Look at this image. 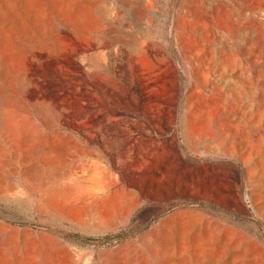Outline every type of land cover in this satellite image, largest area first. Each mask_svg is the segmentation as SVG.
I'll list each match as a JSON object with an SVG mask.
<instances>
[{
	"label": "rangeland",
	"instance_id": "374dc122",
	"mask_svg": "<svg viewBox=\"0 0 264 264\" xmlns=\"http://www.w3.org/2000/svg\"><path fill=\"white\" fill-rule=\"evenodd\" d=\"M10 181L0 264H145L179 213L264 264V0H0Z\"/></svg>",
	"mask_w": 264,
	"mask_h": 264
},
{
	"label": "crops",
	"instance_id": "0c3cea01",
	"mask_svg": "<svg viewBox=\"0 0 264 264\" xmlns=\"http://www.w3.org/2000/svg\"><path fill=\"white\" fill-rule=\"evenodd\" d=\"M44 154V151L42 152ZM86 154V153H85ZM81 154V155H85ZM91 154V153H90ZM36 165L33 166V169L29 171L32 176H37L38 178L42 177L45 178L47 173L50 170H47L44 166V161L37 160ZM59 172V171H58ZM11 173H16L15 175L21 177H28V174L25 170L19 171L13 169ZM44 181L40 182V186L33 187L31 184H24L19 183L17 181H10L5 183L4 186L0 185V190L6 192L7 195L13 193L14 191H22V192H30V191H44ZM28 195V194H27ZM167 220H171V224L167 225L168 235L167 238L164 240L159 239L157 241V249L155 254L152 257L146 258L144 260H140L139 262H143L145 264H235L230 260H225V254L229 249V244L218 243L217 245L214 244V239L210 241L209 247H213L214 249L217 247L222 248V252L219 255L213 256H206L205 249L207 247V241L205 239V224H201L198 219L190 218V216L183 215L181 213L174 214L169 217ZM195 235L197 236V240L194 242L198 248V256L194 259L191 257L187 251H182V253L186 254L187 257L185 258L180 255L179 248L181 246L187 247L192 245L193 242L190 239V236ZM185 259H187L185 261ZM218 260L217 263H212L211 260ZM185 261V262H184Z\"/></svg>",
	"mask_w": 264,
	"mask_h": 264
},
{
	"label": "trees",
	"instance_id": "16d2710c",
	"mask_svg": "<svg viewBox=\"0 0 264 264\" xmlns=\"http://www.w3.org/2000/svg\"><path fill=\"white\" fill-rule=\"evenodd\" d=\"M75 237H82L80 234H76L75 235ZM127 237H129V234H125V233H119L118 235H117V238H118V241H121V240H123V239H126ZM109 239V238H108ZM97 240H102V238H97Z\"/></svg>",
	"mask_w": 264,
	"mask_h": 264
},
{
	"label": "bare ground",
	"instance_id": "6f19581e",
	"mask_svg": "<svg viewBox=\"0 0 264 264\" xmlns=\"http://www.w3.org/2000/svg\"><path fill=\"white\" fill-rule=\"evenodd\" d=\"M198 254H199V253H196V254H192V252L189 253V255H190L191 257H193V258H196V257L198 256ZM186 257H187V255H186ZM186 257H185V258H186ZM188 257H189V256H188ZM188 257H187V258H188ZM188 259H189V258H188ZM186 260H187V259H185V261H186ZM185 261H184V262H185ZM192 263H193V262H192ZM192 263H191V264H192Z\"/></svg>",
	"mask_w": 264,
	"mask_h": 264
}]
</instances>
